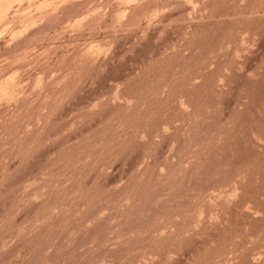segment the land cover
Masks as SVG:
<instances>
[{
    "label": "rangeland",
    "instance_id": "obj_1",
    "mask_svg": "<svg viewBox=\"0 0 264 264\" xmlns=\"http://www.w3.org/2000/svg\"><path fill=\"white\" fill-rule=\"evenodd\" d=\"M0 264H264V0H0Z\"/></svg>",
    "mask_w": 264,
    "mask_h": 264
}]
</instances>
